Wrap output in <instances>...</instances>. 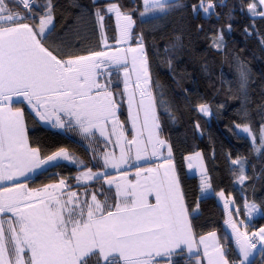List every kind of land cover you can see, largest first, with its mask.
Masks as SVG:
<instances>
[{"label":"snow or ice","instance_id":"snow-or-ice-1","mask_svg":"<svg viewBox=\"0 0 264 264\" xmlns=\"http://www.w3.org/2000/svg\"><path fill=\"white\" fill-rule=\"evenodd\" d=\"M16 2V0H13ZM26 15L13 11L6 0H0V182H10L9 187H0V214L11 213L14 219L7 221V232L0 221V264H88L92 256H97V264H154L155 257H172L181 245L193 248L194 237L184 194L180 186L175 166L171 162V146L163 163L152 168H137L136 182L121 175L116 183L117 202L109 205L92 194L91 200L81 201L75 192L65 196L68 187L64 179L59 183L44 185L40 189H29L18 183L20 177L44 165L61 159L73 162L66 149L60 148L51 155L41 157L39 148L30 146L24 125L22 109L13 108L14 98L26 101L42 121H51L53 127L69 128L74 123L84 134L91 135L99 130L106 135V125L113 124L116 133L118 105L113 93L105 85L98 83L97 77L108 65L115 64L125 68V92L128 93L129 115L136 134L131 140L121 131L117 143L120 154L103 153L104 168L120 169L130 165L132 151L134 160H147L149 156L159 158L160 148L166 141L159 139L160 124L156 114L155 100L151 91V75L143 36L137 37L135 48H115L110 51H93L88 55L58 58L43 43L53 26L52 4L44 7V14L38 17L39 23L30 25L22 22L28 18L36 19L32 11L34 0H18ZM145 6L142 16L149 12H166L171 4L168 0H143ZM221 6H226L221 0ZM264 0H255L247 7L253 16L264 18ZM217 5L208 0H199L192 5L193 13L215 14ZM114 14L117 22L116 43H126L132 39L135 24L132 16L121 11L119 4L109 3L105 9H96L94 15L98 26L104 28L105 15ZM229 31L231 25L228 26ZM247 27L245 32H247ZM102 36L104 33L102 31ZM106 41V36H104ZM223 42V29L214 39L220 48ZM132 54V72L136 74V89L140 101L135 114L132 107L135 94L129 88L130 74L127 70V54ZM241 81L247 80L245 72L240 73ZM243 86V85H242ZM143 112L142 128L148 130L147 143L141 138L138 128L140 112ZM199 111L208 113L206 105ZM70 119L65 121L63 117ZM54 118V120H53ZM199 128V125H196ZM245 133L250 126L236 125ZM255 141V136H253ZM123 141V142H121ZM261 146L264 147V125L260 129ZM148 145L152 146L149 153ZM196 153V159L200 158ZM192 160L193 157H186ZM83 164V162H79ZM233 164H240L239 159ZM135 167V165H131ZM198 166V165H196ZM189 164V168H193ZM104 177L109 185L115 181L106 173L88 169L75 177L78 183H87ZM247 177L241 172L239 182ZM211 187L206 177H201V191ZM223 196V193H219ZM154 196L155 203L149 197ZM234 201L225 200V209ZM244 208L251 217L257 212L254 203L245 202ZM237 213L239 209L235 210ZM231 217V212H229ZM235 235V242L242 255L240 264L249 260L257 244L247 231L241 232L231 218L226 221ZM264 243V227L252 233ZM203 256L207 264H230L225 251L216 239V233L201 236ZM264 258V252L261 253ZM196 264H202L197 260Z\"/></svg>","mask_w":264,"mask_h":264},{"label":"trees","instance_id":"trees-1","mask_svg":"<svg viewBox=\"0 0 264 264\" xmlns=\"http://www.w3.org/2000/svg\"><path fill=\"white\" fill-rule=\"evenodd\" d=\"M6 2L13 11L26 15L17 1ZM48 2L34 0L32 11L37 18L22 22L38 24V17L44 14ZM50 2L54 27H51L52 31L43 43L54 55L63 59L88 55L93 51H107L104 36L110 45L108 51L116 48L114 15H105L104 28L101 29L96 23V9L103 10L109 3H117L122 12L132 16L135 24L131 44L136 45L137 37L143 36L161 133L172 149L171 158L192 230L197 238L217 233L226 256L232 263L236 262L238 254L234 240L225 227L224 207L214 195L201 196L199 176L188 172L186 157L201 152L212 188L234 198L233 212L237 215L235 210L239 209L247 233L264 227V147L260 141V129L264 125V18L253 16L248 10L247 6L255 0H223L226 6H221V0H212L217 5L212 15L193 13L192 5L199 0H171L168 1L171 7L166 12L146 17L141 15L144 12L142 0ZM207 3L208 0H205V6ZM258 9L262 11L261 7ZM221 29L223 42L217 48L214 39ZM242 71L247 75L244 82L240 78ZM106 85L118 100L120 109L117 117L127 127L126 136L133 137L129 104H125L123 80L117 69L106 79ZM139 101L140 95H135L132 110L137 109ZM202 104L209 108L210 115L199 111ZM12 107L22 109L30 144L39 148L42 158L64 148L87 167L98 169L100 162L96 156L105 150L103 142L106 145L109 143L107 148L116 155L120 152L118 135L113 133V127L110 128L111 123L106 125L105 136L95 132L89 142L84 140L90 145L87 147L81 135L73 129L62 131L40 122L26 103L15 102ZM236 125H248L251 132L245 133ZM151 150L152 146L148 145L149 153ZM154 158L149 156L143 160L145 164L140 165L148 166ZM236 159L241 163L233 164ZM126 166L129 165L122 170H126ZM79 170L75 164L58 163L22 182L35 189L64 179L70 188L80 189L86 185L80 186L75 179ZM241 172L247 177L243 183L239 182ZM102 181L100 178L87 186L98 192L102 199L111 195L108 197L113 204L116 203L114 191L106 188ZM245 202L258 205L261 214L250 219L244 208ZM262 252L264 248L249 264H264ZM97 259V256H92L88 264H97ZM197 260L204 264L201 255L190 256L182 249L170 260L165 257L160 262L196 264Z\"/></svg>","mask_w":264,"mask_h":264},{"label":"rangeland","instance_id":"rangeland-1","mask_svg":"<svg viewBox=\"0 0 264 264\" xmlns=\"http://www.w3.org/2000/svg\"><path fill=\"white\" fill-rule=\"evenodd\" d=\"M143 1V0H142ZM168 1H171V0H168ZM144 5V4H143ZM260 6H258V8H259ZM144 8H145V6H144ZM259 10V9H258ZM262 10H264V8H262ZM157 12H149V13H147V14H145L144 15V17H146V16H150V15H154V14H156ZM114 15V14H113ZM114 17H115V15H114ZM115 20H116V18H115ZM116 24H117V22H116ZM52 26H50V28H51ZM117 27V26H116ZM133 33H132V38H133ZM117 38H118V30H117ZM131 41H132V39L131 40H129L128 42H126V43H122V44H117L116 43V45H115V47L116 48H121V49H127V48H135L136 46H137V44L136 45H134V44H131ZM104 46L106 47V49H107V51L109 50V46L110 45H108V43L104 40ZM111 65H114V67L121 73V77H122V80H123V88H124V91H125V75H124V72H125V68H124V66H117V65H115V64H111ZM126 66H127V70H128V72H129V74H130V79H129V88H130V90H132L133 92H134V94L135 95H138L139 94V90H137L136 89V87H135V85H136V74L134 73V72H132V54L131 53H128L127 54V63H126ZM106 86V85H105ZM108 91H111L112 92V90H109V89H107ZM151 91H152V88H151ZM113 93V98L115 99V97H114V92H112ZM128 94V93H127ZM140 95V94H139ZM124 96H125V93H124ZM115 101H116V103L118 104V106H119V103H118V100H116L115 99ZM208 108V107H207ZM119 109H120V106L118 107V110H117V116H118V111H119ZM132 112H133V114H135V112H136V109H133L132 110ZM204 113V112H203ZM156 114H157V109H156ZM205 115H210V110H209V108H208V113H204ZM158 116V115H157ZM118 118V117H117ZM63 119L65 120V121H67V120H69L70 118L69 117H67V116H65V117H63ZM53 120H54V118H53ZM118 120H120L119 118H118ZM121 121V120H120ZM130 126H131V130H132V132H133V135H135L136 134V131L133 129V127H132V120H131V118H130ZM123 122V121H122ZM158 122H159V119H158ZM43 123H45V124H49V125H51V126H53V124H52V122L51 121H43ZM108 123H111V121H109ZM112 124V123H111ZM160 124V123H159ZM142 125H143V116H142V111L140 112V121H139V124H138V128H140L141 129V131H142V139L145 141V143L147 142V140H148V135H147V133H146V129H143L142 128ZM68 126H67V124L65 125V127H63V128H60V127H56L57 129H61L62 131L63 130H70V129H73V130H78V134L79 135H81V139H82V141L84 142V140L85 141H90V138H91V136L93 135V133H98V134H100V132H99V130H93V133L91 134V135H87V134H84V133H82L81 131H80V129H79V127L74 123V121H73V123H72V127L71 128H67ZM113 127V125H111L110 126V128H112ZM113 130V129H112ZM123 132V135H124V137H126L128 140H131L133 137H127L126 136V131H127V127H126V125H125V123L123 124V127H119V124L118 125H116V135H118L120 132ZM158 136H159V139H161V140H164V141H166L165 140V138H164V136H163V134L161 133V128L159 129V132H158ZM117 139H118V136H117ZM107 142V141H106ZM121 142H123V141H121ZM84 143H86V146L87 147H89L90 145H89V143H87V142H84ZM103 147L105 148V150H103V152H99L98 153V155L96 156V160H98L99 162H100V168H98V169H95V168H91V167H87L86 165H85V163H83V164H80L79 162H81V161H79L76 157L73 159L74 160V164H75V166H77L80 170H79V174L77 175V176H79L80 175V173L81 172H85V171H87L88 169H91L93 172H102V173H106V174H110L111 173V175L110 176H108L107 175V177L108 178H112V179H114V183L113 184H111V185H109V184H107L106 182H105V179H104V177H101V179L103 180L102 181V183H103V185L106 187V188H111L113 191H114V194H115V201L117 202V196H116V183L117 182H120V183H122V181H121V175L123 174V173H127V178H128V180H130L132 183H135L136 182V179H137V177H136V175H135V173H136V170H137V168H141V169H144V168H150V167H156L158 164H161V163H163V161H164V159L165 158H169L168 157V148H167V146L169 145L167 142H166V145L164 146V147H161L160 148V152L162 153V155L159 157V158H157V157H155L154 159H153V161H151V163L148 165V166H141L140 164H143V160H141V161H139V162H137V161H135L134 160V156H135V149H133V151H132V157H133V159L131 160V163H130V165L129 166H126V170H122V168L123 167H125V165H123V166H121V168L120 169H115V168H111V167H108V168H104V166H103V160H102V156H103V153H105V152H109V153H113L111 150L112 149H110V148H107L108 147V145H109V143H107V145L106 144H104V142H103ZM196 153H200L201 154V152H196ZM196 153H194V154H192V155H189L188 157H193V159L190 161V160H188V159H186V163H187V168H188V172L190 173V174H194V175H198L199 176V179H200V186H201V177H202V174H203V176L204 177H206V179H207V181H208V183H210V185H211V182H210V180H209V177H208V175H207V171H206V166H205V162H204V160H203V157H202V154L200 155V158L197 160L196 159ZM119 154H120V152H119ZM119 154L118 155H116L117 157L119 156ZM170 159H171V157H170ZM171 162L174 164V162H173V160L171 159ZM193 164L194 165V167L193 168H189V164ZM135 165V167H133V166H131V165ZM144 164H145V162H144ZM196 165H198V166H196ZM175 166V165H174ZM175 171H176V168H175ZM176 174H177V171H176ZM178 176V175H177ZM92 182V181H91ZM91 182H87V183H85V182H83V181H81L80 183H78L80 186H85L86 185V187H82V188H80V189H74V188H70V186L68 185V187L64 190V192H65V196H67L69 193H71V192H75V193H77V195H78V197H79V199L81 200V201H83V200H85V199H87V200H91V196H92V194H96V196H97V199L98 200H100L102 203L103 202H105L106 201V203L107 204H109V205H114L113 204V202L111 201V199L108 197V196H111V195H107V197L106 198H104V199H102V198H100L99 197V193L98 192H96V191H94L93 189H92V187H89V186H87L89 183H91ZM55 183H59V181H57V182H55ZM223 193V196H220L219 195V193ZM208 195H214V196H216L217 197V199H218V201L223 205V207H224V210H225V213H226V220H225V227H226V229L229 231V233L231 234V237H232V239L234 240V246H235V248L237 249V251H239V248H238V245L236 244V242H235V235H234V233H233V231H232V228L230 227V225L229 224H227L226 223V221H228L230 218L233 220V221H235L236 223H237V225H238V227L240 228V231L241 232H244V231H246V229H247V227H244L245 226V224L243 223V219H242V215H241V213L240 212H238L237 213V215H235L234 214V212H233V209L235 208V201H234V198L232 197V196H228L227 194H225L223 191H220V192H216L213 188H212V185H211V187L209 188V189H207L206 191H201V196L202 197H205V196H208ZM151 198H153V196H150L149 197V199H150V202L151 203H153V201L151 200ZM225 200H230V201H234V203H230L229 204V207H228V209H225V206H224V202H225ZM185 203V202H184ZM229 212H231V217L229 216ZM256 214V213H255ZM0 216H1V218H2V220H0V221H2L3 222V226H4V228H5V230H6V232H7V228H8V223H7V221L9 220V218H12V219H14V217H12V214L11 213H7V214H0ZM188 218H189V216H188ZM260 228H258L255 232H257L258 230H259ZM193 231V230H192ZM253 233V232H252ZM252 233H248V235H249V237H251L252 236ZM216 238H218V236H217V233H216ZM261 243V242H260ZM262 248H264V243H261V245L257 248H255L254 250H253V252H252V254L250 255V257H255L256 255H257V253L260 251V249H262Z\"/></svg>","mask_w":264,"mask_h":264},{"label":"crops","instance_id":"crops-1","mask_svg":"<svg viewBox=\"0 0 264 264\" xmlns=\"http://www.w3.org/2000/svg\"><path fill=\"white\" fill-rule=\"evenodd\" d=\"M28 24H29V23H28ZM30 25H31V24H30ZM116 25H117V24H116ZM15 102H24V103L27 104L26 101L17 100V98H14V102H13V103H15ZM27 105H28V104H27ZM28 107L30 108V110L32 111V113H33V114H34V115L40 120V118L35 114V112H34L33 109L31 108V106L28 105ZM23 114H24V113H23ZM40 122L43 123L42 120H40ZM43 124H45V123H43ZM24 125H25V129H26V133H27V128H26L25 119H24ZM45 125L50 126V127H53V126H51V125H49V124H45ZM67 128H68V127H67ZM74 131H75L76 133H78V130H74ZM27 137H28V133H27ZM28 142H29V144H30L29 138H28ZM30 146H31V144H30ZM67 152H68V151H67ZM68 153H69V155H70L71 157H73V159L75 158L74 155H72L70 152H68ZM171 159H172V158H171ZM63 162L70 163V164H74V160H73V162H70V161H68V160H63V159H61V160H59V161H57V162H53L52 164L44 165L43 167H41V168H39V169H36L34 172L28 173L26 177H20V178H18L17 182H18V183H23L22 181L25 180L26 178H28V177H30V176H33V175H35L36 173H38V172H40V171L47 170V169H49L50 167H52V166H54V165H56V164H58V163H63ZM152 168H154V166H153ZM59 181H60V180H59ZM23 184H24V183H23ZM50 184H55V182H54V183H50ZM9 186H11V183H10V182H0V187H9ZM27 187H28V186H27ZM28 188H29V189H32V188H30V187H28ZM41 188H42V187H41ZM35 189H40V188H35ZM151 200L153 201V203H155L154 196H153V198H151ZM184 202H185V201H184ZM249 203H253V202H249ZM255 205H256V204H255ZM256 206H257L258 211L255 212L256 214L253 213V215H252L251 217H249L250 219L255 218V217H257V216H259V215L261 214V209L258 207V205H256ZM246 214H247V211H246ZM0 220H2L1 216H0ZM247 232H248V230H247ZM252 232H254V231H251L250 233H252ZM192 233H193V237H194V242H193V248H192V251H191V252L188 251V246H187V245H181V249H185L186 252H187V254L190 255V256H193V255H201L202 258H203V260H204V264H207V258L203 256V251H204L203 245H201V244L199 243L200 237L197 238V237L195 236V234H194L193 231H192ZM205 236H207V235H205ZM216 239L219 241L218 238H216ZM219 243H220V242H219ZM223 249H224V247H223ZM235 249H236V248H235ZM178 251H180V250H179V249L176 250V252H178ZM224 251H225V249H224ZM236 251H237V249H236ZM237 254H238V260H237V262H238V264H240V261L242 260V255L240 254L239 251H237ZM226 257H227V256H226ZM162 258L164 259L165 257H155V258H154V264H169V263H167V262H163V261L160 262L161 260H163ZM253 258H254V257H253ZM253 258H252V257H249V260H248V261H245V264H249V263L252 261ZM227 259H228V257H227ZM228 260H229V259H228ZM229 262H230V264H233L231 260H229Z\"/></svg>","mask_w":264,"mask_h":264},{"label":"built area","instance_id":"built-area-1","mask_svg":"<svg viewBox=\"0 0 264 264\" xmlns=\"http://www.w3.org/2000/svg\"><path fill=\"white\" fill-rule=\"evenodd\" d=\"M18 1V0H17ZM20 4V3H19ZM21 5V4H20ZM22 6V5H21ZM23 7V6H22ZM114 69H115V67H114V65H108V67L106 68V69H103L102 70V74L101 75H99L98 77H97V80H98V83H100L101 85H106V79H108V78H110L111 77V75H112V73H113V71H114ZM106 87H107V85H106ZM125 95H126V97H127V92H125ZM118 105V104H117ZM127 106H128V104H127ZM119 107V106H118ZM123 122L122 121H120L119 120V127H123ZM250 238H252L253 239V242L254 243H256L257 244V246L259 245V240H258V238H253L252 236L250 237ZM233 264H237L236 262H234Z\"/></svg>","mask_w":264,"mask_h":264},{"label":"bare ground","instance_id":"bare-ground-1","mask_svg":"<svg viewBox=\"0 0 264 264\" xmlns=\"http://www.w3.org/2000/svg\"><path fill=\"white\" fill-rule=\"evenodd\" d=\"M116 69V68H115ZM128 100H129V97H128V94H127V97H126V95H125V104L127 105V104H129L128 103ZM234 263V262H233ZM236 263L238 264V262L236 261Z\"/></svg>","mask_w":264,"mask_h":264},{"label":"water","instance_id":"water-1","mask_svg":"<svg viewBox=\"0 0 264 264\" xmlns=\"http://www.w3.org/2000/svg\"><path fill=\"white\" fill-rule=\"evenodd\" d=\"M142 116H143V112H142ZM146 133H147V135H149L148 130H146Z\"/></svg>","mask_w":264,"mask_h":264}]
</instances>
